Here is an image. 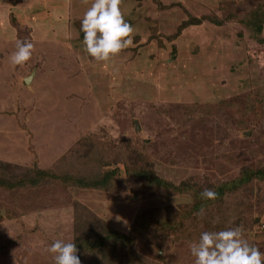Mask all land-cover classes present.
I'll return each instance as SVG.
<instances>
[{"label": "rangeland", "instance_id": "obj_1", "mask_svg": "<svg viewBox=\"0 0 264 264\" xmlns=\"http://www.w3.org/2000/svg\"><path fill=\"white\" fill-rule=\"evenodd\" d=\"M121 1L132 27L140 21L130 50L162 15L175 26L200 19L181 39L177 27L150 29V50L175 44L179 62L150 65L147 77L128 75V48L108 64L92 59L71 25L92 0H0V172L36 182L0 187V264H54V240L102 226L141 264H194L206 220L213 231L240 226L264 252V0ZM17 39L34 50L13 67ZM201 200L208 213L190 212L191 235L171 228Z\"/></svg>", "mask_w": 264, "mask_h": 264}, {"label": "clouds", "instance_id": "obj_2", "mask_svg": "<svg viewBox=\"0 0 264 264\" xmlns=\"http://www.w3.org/2000/svg\"><path fill=\"white\" fill-rule=\"evenodd\" d=\"M121 0H92L80 18V35L84 51L95 61H108L123 49L133 45L134 29L120 8ZM34 45L29 40L17 39L16 50L9 57L13 67L28 61ZM203 199L214 200L217 193L205 188ZM201 208L197 215L203 216ZM47 251L54 254V264H81L73 242L54 240ZM194 264H264V252L243 238L240 226L219 231H203L190 244Z\"/></svg>", "mask_w": 264, "mask_h": 264}, {"label": "trees", "instance_id": "obj_3", "mask_svg": "<svg viewBox=\"0 0 264 264\" xmlns=\"http://www.w3.org/2000/svg\"><path fill=\"white\" fill-rule=\"evenodd\" d=\"M125 1H121V5L123 6L121 8V11L126 10V7L124 6ZM127 5V4H126ZM124 14V13H123ZM136 15V13H135ZM160 19H158V23L155 22L156 24L154 25V23L149 22L148 25L146 26V39L145 42H148L146 45L141 44L139 42H136L135 45L140 44V47H137L136 49L134 48V50H130V48L126 49L128 52H123L121 54H125L123 62L126 63L127 66H129V71H128V75L131 76V74H135L138 75V73H141L147 77H149V74L152 71V68L150 67V65H153V67H155L157 64L159 65H166L167 61L169 59H172L173 57L176 58V60L179 62V52L176 51V48H174L175 44H170V48L164 51V54H160V50H156V48L154 50H150V48L148 46H152L153 41L152 38H155V36L153 37L150 34V29L151 27L155 26L156 27H160L163 28L165 30L170 29V28H176V32L174 33V37L177 39H181V37H179L180 33L186 29L187 27L190 26H195L198 25L200 23V19L197 18H186L185 20H183L180 24H178L177 26L172 25L171 24V20H168V18H166V16L162 15L160 17H158ZM134 19V18H133ZM80 23V19H75L73 20L74 22H72V26H74V32H76L78 34V39L82 40V33L80 35V30L78 29V27H75V25L78 23L77 21ZM131 25L132 22H136L137 18L135 16V20L133 21H129L127 20ZM140 23V21H138V23L136 24L135 27H133L134 29V33L137 30L138 24ZM133 26V25H132ZM259 30V29H258ZM171 36V35H170ZM169 36V37H170ZM135 40L133 39V42ZM135 43V42H134ZM166 44V43H165ZM144 46H146L148 49L147 51L144 49ZM218 46V45H217ZM135 46H132V49ZM219 47V46H218ZM222 47V46H221ZM153 51H157L156 54H150ZM144 53H148V54H144ZM181 58V57H180ZM112 62V61H110ZM109 60L108 61H104V63H110ZM187 82H190L189 80H187ZM186 82V83H187ZM1 167V166H0ZM150 168L148 166H143V168ZM3 170L12 172L11 169L7 170V167H2ZM143 171V170H142ZM142 171H137L136 173L138 174V177L140 178H149V181L152 182H156L154 181L156 177L153 173L152 174H145L146 172H142ZM12 178L7 177L5 174L0 172V187H7V188H14V187H23L26 185L31 186V184L36 183L33 179L30 180H25L24 177L21 179H13ZM11 180V182L9 181ZM29 182V183H28ZM102 182L106 183L107 182V177L105 176L104 179L102 180ZM158 183L167 185V186H173V184L171 182H159ZM204 210L203 215H206L208 213V201L207 200H201L200 203H194V207L189 210L186 211L184 214H181V220H182V225L181 226H177L176 224L174 226L171 225V228L174 229L175 231H188V235L191 232L192 224H193V214H191L190 212L192 211V213H198L200 209ZM206 217V216H205ZM149 223V222H148ZM162 223L161 221L157 220V221H153L152 223H149V226H156L157 229H159L161 226H163V224H159ZM204 224L205 227H207V231H213L216 229H212V222L211 220H206L202 222ZM101 226V225H100ZM100 229H93L92 231V236L88 237L85 236L82 240H74L73 243H75L76 248H77V255L80 258L81 264H84L85 262L87 263V261H89V263L87 264H93L96 261V258L101 256L103 253H106L108 256H110L112 254V252L114 251V256L115 259H112L110 261H105L102 262V264H141L142 259L135 253V251L132 248V244L130 241L126 240V237L123 234H120L119 232H117L114 229H109L108 227H104ZM147 230H149L146 227ZM220 229V228H219ZM121 237V239H119V237ZM191 235V234H190ZM189 238V236H187ZM196 237V236H195ZM125 241H128V244L126 246ZM122 244H124V247L122 246ZM116 245V248H115ZM115 248V249H114ZM119 248H121L120 250V258L118 259V257H116V250H119ZM113 256V258H114ZM105 258V257H104ZM87 259V260H86ZM85 263V264H86Z\"/></svg>", "mask_w": 264, "mask_h": 264}, {"label": "water", "instance_id": "obj_4", "mask_svg": "<svg viewBox=\"0 0 264 264\" xmlns=\"http://www.w3.org/2000/svg\"><path fill=\"white\" fill-rule=\"evenodd\" d=\"M28 80H30V76H28L25 81L28 82Z\"/></svg>", "mask_w": 264, "mask_h": 264}, {"label": "crops", "instance_id": "obj_5", "mask_svg": "<svg viewBox=\"0 0 264 264\" xmlns=\"http://www.w3.org/2000/svg\"><path fill=\"white\" fill-rule=\"evenodd\" d=\"M103 64H104V62H103Z\"/></svg>", "mask_w": 264, "mask_h": 264}]
</instances>
